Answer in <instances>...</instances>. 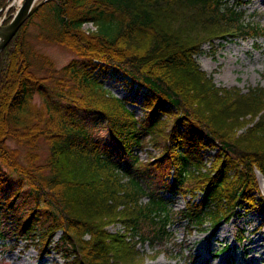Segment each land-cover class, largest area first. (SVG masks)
I'll return each instance as SVG.
<instances>
[{"label": "trees", "instance_id": "1", "mask_svg": "<svg viewBox=\"0 0 264 264\" xmlns=\"http://www.w3.org/2000/svg\"><path fill=\"white\" fill-rule=\"evenodd\" d=\"M249 1L48 0L26 20L0 51V264L21 241L63 264H182L174 225L209 231L264 206V86L218 85L196 57L206 43L264 37ZM33 19L85 60L57 68L29 39ZM102 67L147 89V115L106 88ZM207 146L219 147L209 165ZM179 195L191 198L175 209ZM115 221L139 240L111 234ZM162 253L176 262H149Z\"/></svg>", "mask_w": 264, "mask_h": 264}, {"label": "rangeland", "instance_id": "2", "mask_svg": "<svg viewBox=\"0 0 264 264\" xmlns=\"http://www.w3.org/2000/svg\"><path fill=\"white\" fill-rule=\"evenodd\" d=\"M243 7L247 11L248 19L264 26V0H250ZM17 8L18 5H13L10 8L1 9L0 23L7 24V20L13 18ZM37 22L39 23L38 19H33V23L28 28L29 39L37 50L54 62L57 68H62L73 59L85 60L68 46L50 42L45 37H41V30H39L40 27L37 26ZM94 30L95 24L92 21L83 23V35H88ZM215 44V48H212L209 43L204 44V52L196 57L202 68L213 75L214 81L218 85L238 86L245 92L251 86H264V37L223 41L222 44L217 40ZM97 75L111 93L120 96L117 93L118 89L124 90L125 96L120 97L126 100L129 108L138 117H144L149 113L144 106L147 89L138 87V84L132 82L131 77L103 67L100 68ZM36 99L40 100L39 97ZM93 119L94 117H89L88 120L92 123ZM91 127L93 128V126ZM101 128L102 126L99 129ZM10 143L15 145L13 142ZM218 150V146H207L202 150L208 165ZM41 151L42 157L47 158L48 150L45 143L42 144ZM151 153L156 154L157 150L152 143H149L140 151V157L146 161ZM257 176L263 189L264 176L259 171H257ZM168 197L174 198L171 194H168ZM190 198L191 195H179L175 200L174 208L186 207ZM200 199L201 194L196 196L194 200L199 201ZM185 226L186 222L184 221L173 226L176 231V241L181 243L183 247V253L179 257L182 264H264V206L255 208H247L246 206L240 209V213L230 222L220 224L216 232L209 229V231L204 232L196 229L190 231L185 229ZM106 228L111 234L124 232L127 240H130V235L126 232L125 225L121 221L109 223ZM60 235L61 232L56 235V239ZM9 239L6 240L8 245L14 242ZM137 247L147 252L148 255L153 253L148 243L137 244ZM180 248L178 246V249ZM1 249L2 264H63V260L57 253L53 252L51 255L46 254L41 257L34 245L27 247L26 241H21L17 248L7 246ZM149 262L174 263L176 260H170L167 254L162 253L154 260L149 259Z\"/></svg>", "mask_w": 264, "mask_h": 264}, {"label": "water", "instance_id": "3", "mask_svg": "<svg viewBox=\"0 0 264 264\" xmlns=\"http://www.w3.org/2000/svg\"><path fill=\"white\" fill-rule=\"evenodd\" d=\"M46 1L48 0H24L23 4L16 10L10 22L5 25H0V29L6 31L4 38L0 41V51L8 45L26 20ZM13 5L14 0H8L4 8H10Z\"/></svg>", "mask_w": 264, "mask_h": 264}, {"label": "bare ground", "instance_id": "4", "mask_svg": "<svg viewBox=\"0 0 264 264\" xmlns=\"http://www.w3.org/2000/svg\"><path fill=\"white\" fill-rule=\"evenodd\" d=\"M23 1L24 0H14V5H18V8L23 4ZM17 8V9H18ZM0 25H1V23H0ZM5 34H6V31H4V30H2V29H0V41L4 38V36H5ZM139 87V86H138ZM124 90H121V89H118V91H117V93L120 95V96H125L124 95V92H123ZM117 96V95H116ZM120 96H118L121 100H123L125 103H127L126 102V100H124L123 98H121ZM127 105H128V103H127ZM129 107V106H128ZM131 109V108H130ZM218 230V228H215V229H212L211 231H213V232H216Z\"/></svg>", "mask_w": 264, "mask_h": 264}]
</instances>
